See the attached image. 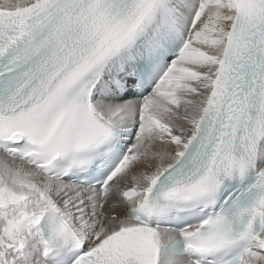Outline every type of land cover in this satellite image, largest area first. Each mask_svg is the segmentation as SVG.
Segmentation results:
<instances>
[{
    "label": "snow or ice",
    "instance_id": "6c2138e0",
    "mask_svg": "<svg viewBox=\"0 0 264 264\" xmlns=\"http://www.w3.org/2000/svg\"><path fill=\"white\" fill-rule=\"evenodd\" d=\"M0 264H264V0H0Z\"/></svg>",
    "mask_w": 264,
    "mask_h": 264
}]
</instances>
